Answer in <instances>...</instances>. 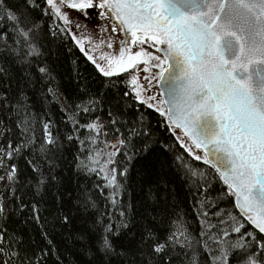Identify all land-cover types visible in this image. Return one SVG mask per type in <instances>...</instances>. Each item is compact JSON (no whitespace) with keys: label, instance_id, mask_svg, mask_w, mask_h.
I'll return each mask as SVG.
<instances>
[{"label":"snow or ice","instance_id":"1","mask_svg":"<svg viewBox=\"0 0 264 264\" xmlns=\"http://www.w3.org/2000/svg\"><path fill=\"white\" fill-rule=\"evenodd\" d=\"M0 264H264V0H0Z\"/></svg>","mask_w":264,"mask_h":264},{"label":"trees","instance_id":"2","mask_svg":"<svg viewBox=\"0 0 264 264\" xmlns=\"http://www.w3.org/2000/svg\"><path fill=\"white\" fill-rule=\"evenodd\" d=\"M178 176H179V174L177 173L176 177H174V178L176 179L177 186L179 187L181 185V182H180Z\"/></svg>","mask_w":264,"mask_h":264}]
</instances>
